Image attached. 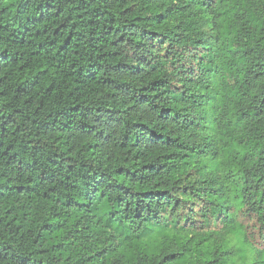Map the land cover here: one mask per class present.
I'll list each match as a JSON object with an SVG mask.
<instances>
[{"label":"trees","instance_id":"1","mask_svg":"<svg viewBox=\"0 0 264 264\" xmlns=\"http://www.w3.org/2000/svg\"><path fill=\"white\" fill-rule=\"evenodd\" d=\"M250 253L264 264V0H0V264Z\"/></svg>","mask_w":264,"mask_h":264},{"label":"rangeland","instance_id":"2","mask_svg":"<svg viewBox=\"0 0 264 264\" xmlns=\"http://www.w3.org/2000/svg\"><path fill=\"white\" fill-rule=\"evenodd\" d=\"M222 234H224V231L222 232ZM239 234H237V233H232V232H230V233H225V238H226V243H224V244H226L225 245V248L227 249V250H230V251H232L234 248H238L240 245H241V241H240V239H239ZM245 250V249H244ZM244 250H240V251H238L239 253H240V256L241 257H243L244 255H245V251ZM250 255H251V258H250V260H249V262H248V264H254V261H253V254L252 253H250ZM237 257V256H236ZM238 259V258H237ZM237 263H239V261L237 260Z\"/></svg>","mask_w":264,"mask_h":264}]
</instances>
